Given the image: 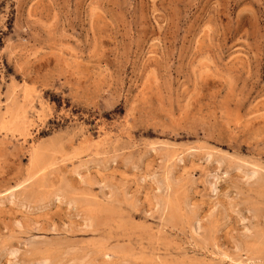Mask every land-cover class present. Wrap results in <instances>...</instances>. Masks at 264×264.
Here are the masks:
<instances>
[{"label": "rangeland", "instance_id": "obj_1", "mask_svg": "<svg viewBox=\"0 0 264 264\" xmlns=\"http://www.w3.org/2000/svg\"><path fill=\"white\" fill-rule=\"evenodd\" d=\"M0 264H264V0H0Z\"/></svg>", "mask_w": 264, "mask_h": 264}, {"label": "bare ground", "instance_id": "obj_2", "mask_svg": "<svg viewBox=\"0 0 264 264\" xmlns=\"http://www.w3.org/2000/svg\"><path fill=\"white\" fill-rule=\"evenodd\" d=\"M7 113V112H6ZM10 117V116H9ZM7 120V119H6ZM5 121V120H4ZM5 124V123H4ZM119 253V252H118Z\"/></svg>", "mask_w": 264, "mask_h": 264}]
</instances>
